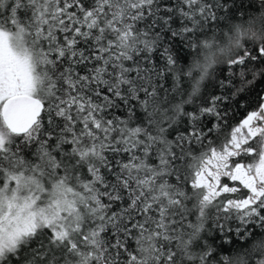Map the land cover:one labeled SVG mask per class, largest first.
Segmentation results:
<instances>
[{"label": "snow or ice", "instance_id": "1", "mask_svg": "<svg viewBox=\"0 0 264 264\" xmlns=\"http://www.w3.org/2000/svg\"><path fill=\"white\" fill-rule=\"evenodd\" d=\"M231 3L0 0V264H213L234 224L219 264H264V95L232 126L243 88L206 91L264 75V0Z\"/></svg>", "mask_w": 264, "mask_h": 264}, {"label": "trees", "instance_id": "2", "mask_svg": "<svg viewBox=\"0 0 264 264\" xmlns=\"http://www.w3.org/2000/svg\"><path fill=\"white\" fill-rule=\"evenodd\" d=\"M237 2H239V0H237ZM228 4L229 8L233 7L231 0H228ZM223 67L224 66L222 65L221 68ZM245 68L246 70H264V62H253L247 64ZM233 73L235 74L231 75L232 84L228 88L220 89L215 86L216 78L223 79L225 76H229L230 73L227 71L221 72L219 69H217L216 75L212 78V82L208 83L206 91L209 93H227L228 95H232V92H234L236 89L243 88V91L239 92L235 96L234 100L223 106L227 107L230 115L228 123L232 126H235L246 116L248 111H251L256 107L259 95H264V75H261L252 85H246L243 83L239 75V68L233 69ZM245 78L248 80L252 78L251 71H248V74ZM168 83H170V81H168ZM197 103H199V101H197ZM193 106H188L187 110H192ZM222 183H227L229 186L241 188V191L236 194H226L231 195L233 198L243 195L244 191H246L241 185H239L238 182H233L226 177L223 178ZM233 229L234 231L229 233L226 237L224 234L217 233L215 231L209 233V235L217 237L215 239V244L213 245L214 247L216 245L223 246L222 248H216V251L219 252V256L215 261H213V264H219L220 259L224 256L235 255L237 251L242 250L243 246L248 243V239L250 238L244 239L235 234V224L233 225ZM247 230H250L253 234H261L264 233V225H261L259 221H254L253 223L241 228V232H245Z\"/></svg>", "mask_w": 264, "mask_h": 264}, {"label": "rangeland", "instance_id": "3", "mask_svg": "<svg viewBox=\"0 0 264 264\" xmlns=\"http://www.w3.org/2000/svg\"><path fill=\"white\" fill-rule=\"evenodd\" d=\"M222 181H223V178H222Z\"/></svg>", "mask_w": 264, "mask_h": 264}]
</instances>
